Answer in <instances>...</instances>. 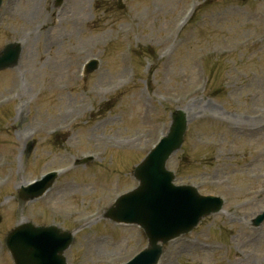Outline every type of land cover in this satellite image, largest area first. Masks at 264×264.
<instances>
[{
	"label": "rangeland",
	"instance_id": "1",
	"mask_svg": "<svg viewBox=\"0 0 264 264\" xmlns=\"http://www.w3.org/2000/svg\"><path fill=\"white\" fill-rule=\"evenodd\" d=\"M118 1L38 0L31 18L37 0H3L0 51L20 42L23 53L0 73V264L24 221L73 232L67 264H126L145 249L141 228L104 213L138 186L135 167L177 110L189 129L168 163L175 183L225 206L160 264H264V223H253L264 211V0ZM91 59L100 68L84 76ZM87 156L96 161L73 166ZM53 170L41 203L11 206L21 183Z\"/></svg>",
	"mask_w": 264,
	"mask_h": 264
},
{
	"label": "water",
	"instance_id": "2",
	"mask_svg": "<svg viewBox=\"0 0 264 264\" xmlns=\"http://www.w3.org/2000/svg\"><path fill=\"white\" fill-rule=\"evenodd\" d=\"M20 55L19 44L7 46L0 55V70L16 65ZM97 68L98 62L93 61L88 65V72ZM173 118L169 135L135 171L141 183L139 189L121 197L106 215L118 223L140 225L150 239V247L129 264H157L162 255L160 242L166 243L190 232L203 217L222 209L221 199L200 196L191 187L173 186L174 175L167 171L166 162L181 148L188 123L182 111L175 113ZM92 160L89 158L79 164ZM263 221L264 215L255 225ZM72 242V234L55 227L36 228L28 225L17 229L7 245L16 264H66L63 254Z\"/></svg>",
	"mask_w": 264,
	"mask_h": 264
},
{
	"label": "bare ground",
	"instance_id": "3",
	"mask_svg": "<svg viewBox=\"0 0 264 264\" xmlns=\"http://www.w3.org/2000/svg\"><path fill=\"white\" fill-rule=\"evenodd\" d=\"M40 8H41V6H40L38 0H37V3L36 4L33 2V6H32V9L30 11L31 18L35 17L36 15H38L40 13V11H41ZM11 85L12 86L9 89V91H11V92H9L10 94L15 93V91L17 89V83L16 82H13Z\"/></svg>",
	"mask_w": 264,
	"mask_h": 264
}]
</instances>
